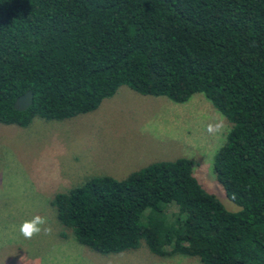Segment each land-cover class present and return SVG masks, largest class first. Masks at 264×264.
Listing matches in <instances>:
<instances>
[{
	"label": "trees",
	"instance_id": "trees-1",
	"mask_svg": "<svg viewBox=\"0 0 264 264\" xmlns=\"http://www.w3.org/2000/svg\"><path fill=\"white\" fill-rule=\"evenodd\" d=\"M125 86L185 103L201 94L228 128L211 156L224 209L187 158L93 177L49 201L102 255L144 246L200 264H264V0H0V124L94 111ZM25 92L31 103L13 109Z\"/></svg>",
	"mask_w": 264,
	"mask_h": 264
},
{
	"label": "rangeland",
	"instance_id": "rangeland-1",
	"mask_svg": "<svg viewBox=\"0 0 264 264\" xmlns=\"http://www.w3.org/2000/svg\"><path fill=\"white\" fill-rule=\"evenodd\" d=\"M228 128L201 94L175 104L120 86L92 112L63 121L32 119L26 128L0 124V264H200L160 258L142 245L102 256L78 244L48 204L93 177L122 179L158 161L187 158L201 186L225 210L228 201L211 171V156ZM41 217V231H21Z\"/></svg>",
	"mask_w": 264,
	"mask_h": 264
},
{
	"label": "clouds",
	"instance_id": "clouds-1",
	"mask_svg": "<svg viewBox=\"0 0 264 264\" xmlns=\"http://www.w3.org/2000/svg\"><path fill=\"white\" fill-rule=\"evenodd\" d=\"M26 226L21 229L22 233L28 237H31L34 234H38L41 231V225L45 223V221L39 217H34L31 221H26Z\"/></svg>",
	"mask_w": 264,
	"mask_h": 264
},
{
	"label": "water",
	"instance_id": "water-1",
	"mask_svg": "<svg viewBox=\"0 0 264 264\" xmlns=\"http://www.w3.org/2000/svg\"><path fill=\"white\" fill-rule=\"evenodd\" d=\"M31 103V93L25 92L21 96L17 97L13 104V109L16 111H24L29 107Z\"/></svg>",
	"mask_w": 264,
	"mask_h": 264
}]
</instances>
